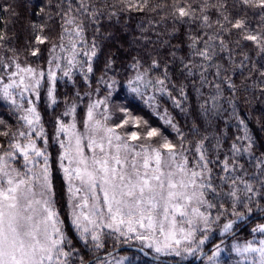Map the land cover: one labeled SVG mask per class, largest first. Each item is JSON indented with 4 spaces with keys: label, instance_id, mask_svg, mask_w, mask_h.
Listing matches in <instances>:
<instances>
[{
    "label": "snow or ice",
    "instance_id": "obj_1",
    "mask_svg": "<svg viewBox=\"0 0 264 264\" xmlns=\"http://www.w3.org/2000/svg\"><path fill=\"white\" fill-rule=\"evenodd\" d=\"M0 13V264H264V0Z\"/></svg>",
    "mask_w": 264,
    "mask_h": 264
},
{
    "label": "trees",
    "instance_id": "obj_2",
    "mask_svg": "<svg viewBox=\"0 0 264 264\" xmlns=\"http://www.w3.org/2000/svg\"><path fill=\"white\" fill-rule=\"evenodd\" d=\"M13 3H14V0H0V7L6 6L8 4H13ZM15 3L22 5L23 0H15ZM18 11H22V8H18ZM0 15H2V13H0ZM2 26L3 24L2 22H0V27ZM12 27H13L12 25H9L10 30L12 29ZM16 28L17 29L19 28V24L16 25ZM21 39H23V36H21ZM238 110L241 112V115L251 117L250 128L254 130V135L264 137V133L260 132L259 126L256 123V119L262 116V110H264V102H262L260 99H253V102L250 105L244 104L241 102ZM136 114L145 115V117L149 119V122L154 125L160 124L157 118L152 116L151 113L147 109H143V111H141L140 107L138 106ZM6 116H7L6 108L3 105H0V117H6ZM234 131L235 129H233V132ZM122 254L130 255L131 253L125 252Z\"/></svg>",
    "mask_w": 264,
    "mask_h": 264
}]
</instances>
